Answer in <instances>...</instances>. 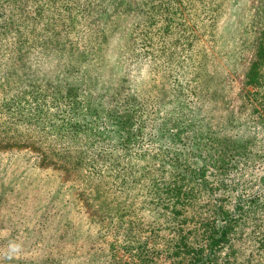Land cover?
<instances>
[{"label":"rangeland","instance_id":"obj_1","mask_svg":"<svg viewBox=\"0 0 264 264\" xmlns=\"http://www.w3.org/2000/svg\"><path fill=\"white\" fill-rule=\"evenodd\" d=\"M229 220L205 264H264V0H0V264H188Z\"/></svg>","mask_w":264,"mask_h":264},{"label":"trees","instance_id":"obj_2","mask_svg":"<svg viewBox=\"0 0 264 264\" xmlns=\"http://www.w3.org/2000/svg\"><path fill=\"white\" fill-rule=\"evenodd\" d=\"M225 210L222 211L220 209L219 213L217 212L218 213L217 215L219 216V214H221L223 215V218L224 217L227 218L228 214L226 213ZM225 219H219V220H225ZM218 225L219 226L217 227L215 224L206 226L202 243L191 247V251H190L191 255L188 258V264L208 263V261H210L211 255H213V249H216L220 244L227 242L226 238L228 236L229 231L231 230L232 221L231 220H229L228 222L221 221V223Z\"/></svg>","mask_w":264,"mask_h":264},{"label":"clouds","instance_id":"obj_3","mask_svg":"<svg viewBox=\"0 0 264 264\" xmlns=\"http://www.w3.org/2000/svg\"><path fill=\"white\" fill-rule=\"evenodd\" d=\"M9 251L10 253H18L20 251V245L15 243L9 244ZM9 258H12L11 256Z\"/></svg>","mask_w":264,"mask_h":264}]
</instances>
